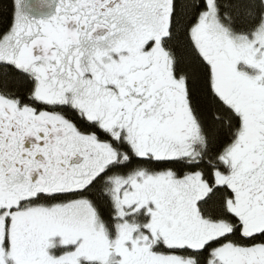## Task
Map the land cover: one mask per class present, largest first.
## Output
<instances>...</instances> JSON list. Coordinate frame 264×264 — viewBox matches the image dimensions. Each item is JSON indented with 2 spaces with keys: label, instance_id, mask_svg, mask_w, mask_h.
<instances>
[{
  "label": "snow or ice",
  "instance_id": "snow-or-ice-1",
  "mask_svg": "<svg viewBox=\"0 0 264 264\" xmlns=\"http://www.w3.org/2000/svg\"><path fill=\"white\" fill-rule=\"evenodd\" d=\"M0 264H264V0H0Z\"/></svg>",
  "mask_w": 264,
  "mask_h": 264
}]
</instances>
